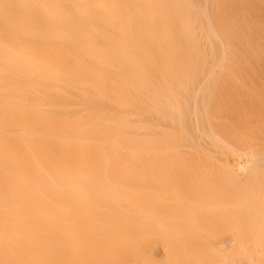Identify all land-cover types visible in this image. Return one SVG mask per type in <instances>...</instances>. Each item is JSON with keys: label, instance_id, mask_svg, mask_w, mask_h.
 <instances>
[{"label": "bare ground", "instance_id": "obj_1", "mask_svg": "<svg viewBox=\"0 0 264 264\" xmlns=\"http://www.w3.org/2000/svg\"><path fill=\"white\" fill-rule=\"evenodd\" d=\"M263 49L264 0H0V264H264L261 148L193 163L207 64Z\"/></svg>", "mask_w": 264, "mask_h": 264}, {"label": "rangeland", "instance_id": "obj_2", "mask_svg": "<svg viewBox=\"0 0 264 264\" xmlns=\"http://www.w3.org/2000/svg\"><path fill=\"white\" fill-rule=\"evenodd\" d=\"M206 47L208 48V45H206ZM263 57H264V49H263ZM242 60L243 59H241V61ZM263 60H264V58H263ZM241 61L238 62L237 64H235L234 66H233V64H228V65H223L222 66L220 63H216V66H215V63L214 64L213 63H209V64H207L206 67H208L210 69H212V65H214L213 70H211L212 71L211 72L212 75L209 74L210 72L204 70V73L208 72V73H206V75L207 74H208V76L210 75L209 76L210 78H207L205 76L206 79L205 78L202 79V80L200 79L201 80L200 83L203 84V85L201 86V84H200L198 86V89L199 90H200V88L203 89V86H206L205 83H207V88L213 89V92L216 91L218 93H221V94L217 93L218 97L216 96L217 94L215 93L214 95L216 97H215V99H213L214 95H213L212 90L211 91L209 89H205L204 90V92L206 91L207 93L211 94L212 100H213V103L211 102L210 98H209V100H207V102L210 105L208 107L211 108L212 106H215V107L212 108L213 109L212 110L213 113L209 112V110H207V109H210V108L207 107L206 110L208 112H205L206 114H204L205 117H207V118H205V120L208 119L207 120V123L209 122L208 123V127L210 126V122L212 121L211 125L213 127V123H214V127L213 128L216 131L214 133H210V134L208 133L212 137V138H209V135H207V136L205 135L203 137L201 132H199V128L197 126L196 127L198 129L196 128V130H195V128H194V132H196L195 135L196 134L200 135L198 138H196V140H198L200 142L201 141L200 137H202V139L204 138L205 141L202 140L201 142H203L205 146L207 145L206 149H205V146L203 145V143H201L204 148L200 147V150L201 149L204 150V151L202 150L203 151L202 153H205L206 150H208L205 153V156L207 155V157H209L208 159H204L205 156H203V159H202L203 161L200 160L202 163L199 162V160H198L199 158H198L197 159L198 163L193 159L194 162L193 161H189V162L185 163L186 166L183 164L184 163L183 162L182 163L184 165L183 166L182 164H180L181 161H178V163H177L176 162L177 160H174V161L172 160L174 162V164H175V162L177 163V165L175 164L176 166H178V164H180L181 166L179 165V167H183V168L185 167L186 169H188L190 167L188 169L190 171L189 172L187 171L188 173H186L188 175H190L191 174L190 172H192L193 169H195V167H193V169H192V166H193L192 163H191L192 165L189 166L188 163H190V162H193V163L197 164L196 169H195L196 171H197L198 165H199V168H200L199 170H201V172H202V169H203V171L205 170L204 173H206V174H211V173H213L215 171L216 172H222V174H223V172L228 173V171H229L230 173H234L235 174V170L234 169H236V166H237V165L234 166L235 163L241 164L244 155L247 152L252 150V147L254 146V144L258 145V147L261 148L260 150L262 151L263 156H264V61L261 62V63H259L257 61H247V60L242 61V62ZM219 64H220V66H217ZM208 68H206V69L210 71V69H208ZM228 73H230V74H228ZM202 77H203V74H202ZM209 82H210V84H208ZM218 85H219L220 88L218 87ZM210 86H211V88H210ZM229 86H230V88H229ZM204 88H206V87H204ZM215 88L216 89L219 88V89L216 90ZM231 89L233 90V93L231 92L232 91ZM222 90H223L224 93H222ZM206 92H205V94H206ZM209 94H206V96L207 95L210 96ZM222 95H223V97H222ZM197 99H198L197 101H199L200 98L197 97ZM216 100H217V104L218 105L215 103ZM195 101H196V98L193 99V102H192V99L190 101L192 103V104L190 103V106L193 105L192 106L193 109L197 106V103H198L197 101L196 102ZM218 101L220 102V104L218 103ZM216 107H217V109H216ZM218 107L220 109H218ZM193 109H191V110H193ZM217 110H218V112H217ZM210 111H211V109H210ZM193 114H194V110L192 111V113L190 112V116H191L190 119H192V121L194 122L195 121L194 117H195L196 114H194V115ZM210 119H211V121H210ZM206 128H207V125H206ZM210 130H213V129H210ZM217 130H218V132H217ZM211 132H213V131H211ZM213 135H215L214 137L217 140L216 142L219 143L218 145H217L216 142L214 143L215 139H213ZM218 136H219V138H218ZM254 136H256V137H254ZM220 138H222V140L224 139L223 140L224 142H225V140H227L226 143L228 142L227 144L229 146L231 145L230 148H229L228 145L225 148V146H224L222 140H220ZM211 139L213 140V142H212ZM207 140H209V141H207ZM208 142H210V143H208ZM221 145L224 148L221 147L222 148L221 149L220 148ZM232 146H233V148H235V147H236V149L238 148V150L236 151V149H232ZM263 159H264V157H263ZM207 162H209V163H207ZM201 164H203V165H201ZM200 165H201L202 169H201ZM211 169H213V170H211ZM231 169H232V171H231ZM195 170H194V172H195ZM248 170H250V169L248 168L246 171L248 172ZM246 171L242 172V174L240 173L242 175V177H239V175H237V176L241 180V182L245 181V183H246V181L248 180L247 181V183H248L247 185L250 186L251 185V180H249L250 176H249V174ZM199 172H198V174L196 173L197 176L200 175L201 172L200 173ZM243 174L246 175V177L245 176L243 177ZM191 175H193V174H191ZM194 175H195V173H194ZM176 177H177L178 180L179 179L181 180V178H182L179 175L176 176ZM178 177H180V178H178ZM205 180H207V178ZM166 181L164 182V184H167L168 186H170L169 183H173L172 180H171V182L170 181L166 182ZM175 181H176V179H175ZM177 181H176V183H180V182H177ZM205 182H207V181H205ZM167 185H165V186H167ZM177 185L180 186V184H177ZM165 186H164V188H165L164 190L165 191H166V189H170L171 190V191L167 190L165 192L166 195H164L165 193H163L164 190L161 191L163 195L161 193H159L161 195H156L155 193H157V192L153 191L154 195L159 196V197L162 196L161 198L164 201L163 202L164 206L170 207V205L172 204L171 206L174 207L173 202L174 203H175V201L178 202L177 200H179V201L181 200L183 202V201H185V198H187V196L189 197L190 193L188 194L187 193L188 191L186 193L184 192L185 195L187 194L184 197L183 196L184 193L181 192L182 190H180V189H178V190L175 189L174 190V189H172L170 187H165ZM174 192H175V194H174ZM189 192H192V191H189ZM196 192H198V191H195V193ZM202 192H201L202 195H199L200 194L199 192L196 193L198 195V197H201V198L204 197L205 198L208 195H210L209 192L207 191L206 193L203 192L205 194V196H203L204 194ZM248 192L250 194L252 193L251 190H249ZM181 193H183V194L181 195ZM193 193L194 192H192L190 194V196L192 198L189 197L188 198L189 200L187 199L186 201H188V203H189V201L191 199L192 205H193V203H196V202H197V204H200L204 200V198L202 199V201L199 200V199H197L198 200L197 201L195 199L196 201L194 202L193 201V197L196 196V198H197V195H194ZM192 194H193V196H192ZM181 196H183L184 198L181 197ZM152 197L155 198V196L151 195V199H152ZM209 197L212 198L211 196H208L207 199L205 198V200H208ZM249 197L252 198L253 196H249ZM231 199H234L233 196H232ZM198 202H200V203H198ZM185 203H187V202H185ZM200 206H202V204H200ZM203 206H206V205H203ZM216 241H218V240H216Z\"/></svg>", "mask_w": 264, "mask_h": 264}]
</instances>
